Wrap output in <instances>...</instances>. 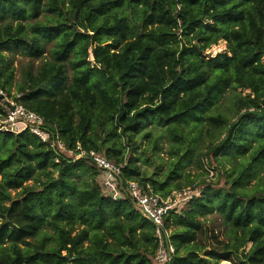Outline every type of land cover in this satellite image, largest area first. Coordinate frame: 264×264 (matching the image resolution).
<instances>
[{
	"label": "trees",
	"instance_id": "trees-1",
	"mask_svg": "<svg viewBox=\"0 0 264 264\" xmlns=\"http://www.w3.org/2000/svg\"><path fill=\"white\" fill-rule=\"evenodd\" d=\"M44 7L53 12L46 21L20 20ZM0 18V89L13 78L3 49L37 57L55 40L50 58L24 74L17 100L69 149L95 150L122 164L125 179L167 196L184 189L172 181L209 139L203 156L223 167L212 165L219 180H203L170 210L171 264H264V181L249 186L264 168V0H0ZM220 40L226 50L206 55ZM152 124L173 142L165 178L126 158L125 146L134 151ZM32 178L39 184L24 186ZM100 178L89 158L30 129L0 131V264H155L153 223L128 195L107 196ZM21 186L26 228L9 220L5 203ZM214 212L233 229L226 238L201 218Z\"/></svg>",
	"mask_w": 264,
	"mask_h": 264
},
{
	"label": "rangeland",
	"instance_id": "rangeland-1",
	"mask_svg": "<svg viewBox=\"0 0 264 264\" xmlns=\"http://www.w3.org/2000/svg\"><path fill=\"white\" fill-rule=\"evenodd\" d=\"M45 1L48 0H44ZM67 8L69 5L67 4ZM53 12L49 11L47 9H43V12L39 15L36 19H20L24 24H27L28 22L34 23L35 21H46L47 17L46 15H52ZM5 19L0 18V22ZM52 21V19L50 20ZM17 20L15 21V23ZM29 34H31L30 27H28ZM187 40V38H185ZM55 47V40H48L43 42V52L37 57L29 56L25 53H23L20 49H13L11 51L3 49V53L7 56V65L9 66L8 72L12 73L13 78L7 83L6 85V91L9 92L11 95H16L17 93H20L18 88L22 84L24 79V74L27 70L36 71L38 67L41 65V63L45 59L50 58V54ZM227 48V42L225 40H220L217 44L212 45L209 49L205 51V54L213 57L217 55L220 52H224ZM74 57L73 55L71 56ZM89 60H93V55L90 50L89 54ZM70 63H68V70L71 72ZM238 91H242L243 94H247L249 92V89L243 90L241 88L238 89ZM222 102H226V99L224 98ZM226 105L224 106V108ZM227 109V108H226ZM223 110V109H222ZM231 113V112H230ZM152 131L151 137L149 138H142V135L137 136V148L132 151V148L129 146H125V153L126 158L127 157H137V164L140 165L142 171L146 173L149 176L157 177V178H165L167 174H169V171L175 166V157L173 156L172 150H173V142L170 139L168 133L166 132V129L162 126H156L154 124L150 125L149 127ZM204 143H200L199 148L195 149V152L192 154L191 157L188 159H185L182 161V167H181V175L177 177L174 181V183H182L184 184V190L191 189L195 193H199V188L197 189L196 186L202 183L203 180H212L217 181L218 179V170L213 168V166L216 167H223L222 164H218L216 160H214V163L212 165L208 161V158L206 156H203L206 149L203 148V145L208 142L207 138ZM124 145H126L125 139ZM202 151V153H201ZM203 158V163H201L200 159ZM218 164V166H217ZM204 165V167L202 166ZM224 165L227 168H230L229 163H224ZM264 177V168L260 170L259 177H255L251 180L249 186L254 185L258 180H261V178ZM42 179H45V176H42ZM101 179V178H100ZM193 180V182H191ZM224 178L221 179V185L224 183ZM39 184V181H37L35 178L26 180L24 182V186H36ZM13 187L9 188L10 197L11 200L5 201L6 205L11 206V210L8 212V217L11 222H13L15 225L26 228V219L22 216L20 211V205L16 201L21 197L23 192V187ZM202 187V186H201ZM200 187V188H201ZM183 190V189H182ZM171 194V193H170ZM18 204V205H17ZM202 219L207 220V223L210 225V227H215L216 231L219 232L221 238H226V235L232 233V227L225 223L223 220V217L220 214H217L216 212L207 214L205 217H201ZM0 221H2V218H0ZM172 226V230L174 229V226L172 224V221L170 223ZM28 240L36 241V238H33L30 235H27L25 237ZM21 242V241H20ZM21 246H24L23 243H20ZM252 243L249 242L245 246V250L248 251L251 247ZM213 264H234L231 261L228 260H220L218 263Z\"/></svg>",
	"mask_w": 264,
	"mask_h": 264
},
{
	"label": "built area",
	"instance_id": "built-area-1",
	"mask_svg": "<svg viewBox=\"0 0 264 264\" xmlns=\"http://www.w3.org/2000/svg\"><path fill=\"white\" fill-rule=\"evenodd\" d=\"M21 94L11 95L0 89V131L20 133L26 129L38 135L42 141L51 142L60 150L72 154L74 159L89 158L101 170L100 183L105 194L113 199L129 196L136 208L154 225L158 248L155 253V264H171L176 254V247L171 241L172 226L167 223L170 210L180 206L182 202L192 197L194 192L189 190H174L163 196L156 192L152 185L138 180L125 179L123 165L116 164L95 150L85 149L80 143L74 149L65 146L58 133L51 132L44 118L34 111L27 109L18 101ZM59 161V158L56 159Z\"/></svg>",
	"mask_w": 264,
	"mask_h": 264
}]
</instances>
